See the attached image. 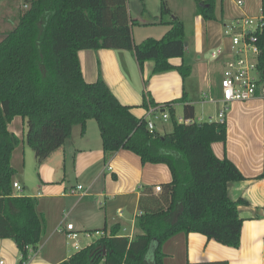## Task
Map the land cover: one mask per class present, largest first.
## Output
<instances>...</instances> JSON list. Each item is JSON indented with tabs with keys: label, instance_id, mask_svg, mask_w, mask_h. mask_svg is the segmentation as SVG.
Returning <instances> with one entry per match:
<instances>
[{
	"label": "trees",
	"instance_id": "1",
	"mask_svg": "<svg viewBox=\"0 0 264 264\" xmlns=\"http://www.w3.org/2000/svg\"><path fill=\"white\" fill-rule=\"evenodd\" d=\"M11 29L0 35V238H11L19 251L18 264L37 252L46 222L36 210L37 198L14 193L11 154L19 143L7 128L19 115L24 120V143L34 152L37 165L58 150L70 137L74 125L85 131L86 121H96L104 158L114 151L129 150L142 164L167 165L171 180L155 193L150 185L140 188L139 214L133 238L118 235V225L78 249L57 264H163V243L178 233H200L223 245H240L243 219L238 206L243 198L231 200L227 185L245 177L226 156L220 158L212 143L225 141L223 122L178 123L174 103H183V116L194 117L185 93L164 103L143 94L142 106L162 105L169 112L172 129L161 134L149 131L146 119L137 117L132 106L123 104L101 75L93 82L83 79L78 51L82 49H127L139 66L154 61L153 73L178 71L184 78L190 66H176L169 59L185 53L183 21L172 16L161 0L159 16L143 7L140 15L160 19L169 26L159 37L135 43L127 0H22ZM195 14L217 19L215 0H195ZM264 15V0H261ZM167 14V20L163 15ZM149 17V18H148ZM261 53L258 70L264 80V26L257 31ZM264 177L263 171L258 176ZM188 264H228L205 261Z\"/></svg>",
	"mask_w": 264,
	"mask_h": 264
},
{
	"label": "crops",
	"instance_id": "2",
	"mask_svg": "<svg viewBox=\"0 0 264 264\" xmlns=\"http://www.w3.org/2000/svg\"><path fill=\"white\" fill-rule=\"evenodd\" d=\"M237 1L215 0V20H205L194 12L193 45L186 41L183 59H169L173 65L184 62L190 66L186 77L183 78L176 70L153 73L154 61L146 60L139 66L130 50L99 48L78 51L83 79L93 82L101 75L115 96L123 104L132 106L131 111L137 117L146 114L142 106L146 92L157 103L180 98L185 93L187 102L194 108L195 118L202 114L212 117L203 113V109L198 115L196 108L210 102L204 96L216 100L210 103L219 102V77L227 55L218 59L210 56L209 59L205 55L215 48L229 50L230 39L223 34L224 26L233 25L238 18L260 17L262 14L261 0H240V5ZM127 4L130 17L138 22L139 27L161 24L160 19L152 20L140 15L144 7L150 16H157L152 8H146L143 1L135 16L131 14L128 0ZM171 15L177 16L172 11ZM168 27L163 24L151 33L144 34L146 30H143L140 35L141 32L132 25L133 41L139 43L146 37L158 38ZM258 103L264 106V97L235 101L229 105L225 115L227 138L232 129L231 116L243 107H246L244 110H255ZM173 109L175 116L183 115V103H174ZM156 126L158 129V122ZM7 128L19 139L11 154L10 162L15 170L12 180L20 184L21 193L37 198L36 210L47 223L49 237L62 236L66 246L68 240L64 235V226L67 223H72L76 232L98 230L107 234L113 225H118V235L133 238L139 233L136 218L140 188L150 185L154 191L156 185L171 180L167 165L142 164L139 156L129 150L114 151L104 158L99 129L91 119L86 121L83 133L80 125H74L65 143L40 165H37L31 147L24 143L25 124L22 117L14 116ZM249 134L242 130L236 140L229 142L226 138L224 143L215 141L211 145L215 155L220 158L226 156L245 177L227 185L231 200L243 198L248 202L238 206V214L243 219L240 245L229 247L195 232L178 233L162 245L165 254L163 264L219 260L228 264H264V177H258L263 171L264 131L257 132L255 138ZM78 185L82 189H76ZM45 238L46 233L43 242ZM70 246L74 247L72 243ZM44 249L43 243L28 264H57L72 254L57 244L50 246V256L44 254ZM44 255L47 261L41 258ZM19 259L15 242L11 238H0V261L3 264H18Z\"/></svg>",
	"mask_w": 264,
	"mask_h": 264
},
{
	"label": "built area",
	"instance_id": "3",
	"mask_svg": "<svg viewBox=\"0 0 264 264\" xmlns=\"http://www.w3.org/2000/svg\"><path fill=\"white\" fill-rule=\"evenodd\" d=\"M237 4L240 5L242 2L238 0ZM263 26V14L260 17L238 18L233 25L224 26L223 34L230 39L229 50L225 51L223 48H217L211 52V58L213 59L227 55L224 59L219 79L220 97L218 101L221 102V108L218 110V119L214 120L213 117H210L207 120L208 122H223L229 105L235 101H247L255 97H264V80L261 78L257 67L258 56L261 53L257 31ZM253 71L258 73V77L252 76ZM204 97L210 102L216 101L211 96ZM144 118L146 119L148 130L153 131L158 130L156 126L158 120L167 122L170 119V115L165 106L150 105ZM175 118L178 123L191 124L198 122L195 117L177 115ZM12 188L14 193L21 192V186L16 181L12 182ZM76 189H82V186L78 185ZM154 191L160 192L161 185H156ZM64 227L66 229V238L73 239L74 248H78L76 240L78 234L74 230L73 224L67 223ZM96 232L100 235L104 234L103 231L97 230ZM33 254L22 264H28ZM0 264H3V261H0Z\"/></svg>",
	"mask_w": 264,
	"mask_h": 264
},
{
	"label": "rangeland",
	"instance_id": "4",
	"mask_svg": "<svg viewBox=\"0 0 264 264\" xmlns=\"http://www.w3.org/2000/svg\"><path fill=\"white\" fill-rule=\"evenodd\" d=\"M142 1L146 4V8H149V9L152 8V12L157 13V16L160 15L161 0H128L129 8L133 16H135L136 13H138L137 11ZM165 1H166V6L172 11V13L179 16L180 19L183 21L185 42L189 41L193 45V37L195 35L194 19L196 18L194 14L195 12L194 10L196 8L195 0H165ZM20 9H24V4L22 0H0V34L1 32L11 29L14 26L17 20L18 10ZM162 17L164 21L167 20L168 18L167 14L163 15ZM152 20H154V18H152ZM162 23L164 25L166 24V22L162 21L161 24L159 23L150 24V25H146L145 27H139V25H137L138 22H135L133 25L135 26V29L137 31L141 32L140 33L141 35L143 30H146L144 32L145 34V33H151L152 31H154L153 29L155 28H158V29L161 28V25L163 26ZM141 26H144V25H141ZM190 49L193 50V47H190ZM211 52L206 53L205 57L209 58L210 56L211 58ZM192 55L193 57L195 56L194 53H192ZM252 76L258 77V73L253 71ZM257 106L258 107H256L255 110H251V109L244 110L246 109V107H243L242 110L239 112H236L234 116L230 115L232 129L230 131V134L228 135V138L226 136L229 142H231L232 140H236L237 137L241 135L242 130L245 133L249 132L250 133L249 136H252L253 138H255L257 132L260 133L264 131V106H262V103H258ZM220 108H221V102H218V103L206 102V103H203L202 107L199 106L196 109L198 111V115L201 113L203 109V113H208L214 118V120H217L218 119L217 114ZM208 119L209 117L207 114H202L200 115L199 118H196L198 122H204V121H207ZM91 121L98 128L96 121L93 119H91ZM158 129L161 134H164L165 132H170L172 129V122L170 120L167 122L163 120H158ZM227 139L225 141H220V142L224 143L227 141ZM33 156H34V153H33ZM46 229H47V223L45 227V232L42 236L43 238L46 233V238L44 239V242L41 238L39 246H41L44 243V246H45L44 254H47V255H49L51 251L50 246L52 244H55V245L57 244L59 248H62L64 251L66 250L68 253L73 254L77 251L78 248L84 247L85 245L90 243L94 238H96L99 235V233L94 232V231H92V233H87L86 231L77 232L78 236L76 240L78 242V248H74L70 246L71 243L73 242V239H66L68 240V244L66 246L64 242V238L62 236L60 237L58 235H55L53 237H49L48 232H46ZM64 235L66 238V234ZM45 257L46 256L44 255L41 258L47 261Z\"/></svg>",
	"mask_w": 264,
	"mask_h": 264
}]
</instances>
